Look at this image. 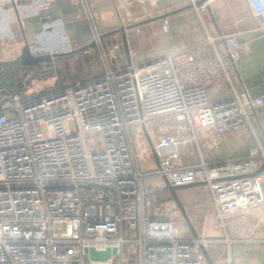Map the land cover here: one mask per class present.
Listing matches in <instances>:
<instances>
[{
  "label": "built area",
  "instance_id": "2783aa9c",
  "mask_svg": "<svg viewBox=\"0 0 264 264\" xmlns=\"http://www.w3.org/2000/svg\"><path fill=\"white\" fill-rule=\"evenodd\" d=\"M114 1L125 26L134 20L129 8L135 2L155 8L159 0ZM209 1L189 0L196 10ZM53 2L0 0V43L11 46L13 24L23 28L25 17ZM246 2L258 22L256 33L264 34V0ZM79 20L88 21L98 45L97 14L86 10ZM64 24L43 23L26 41L31 54L73 51ZM168 26L162 18V29ZM221 39V49L211 36L197 43L211 46L208 54L181 49L126 66L120 64L122 44L114 41L100 49L104 71L97 76L36 98L28 96L40 84L27 92L23 81V91L2 97L0 264H208L202 247L216 241L181 237L179 209L173 200L167 203L171 199L155 198L160 186L152 181H206L215 226L223 230L228 215L264 204V170L248 176L264 163L254 125L264 96H249L238 76L248 43L238 31ZM220 82L225 89L212 95L210 88ZM154 121L161 126L156 141L147 128ZM136 126L152 141L157 163L146 138L153 170L137 160L130 133ZM200 128L216 157L204 155ZM89 247L116 252L105 262L93 261L84 251Z\"/></svg>",
  "mask_w": 264,
  "mask_h": 264
},
{
  "label": "crops",
  "instance_id": "0c3cea01",
  "mask_svg": "<svg viewBox=\"0 0 264 264\" xmlns=\"http://www.w3.org/2000/svg\"><path fill=\"white\" fill-rule=\"evenodd\" d=\"M68 1L78 6V10L75 12V20L86 24L88 26L87 31L90 33V35L86 34L71 40L73 46L74 43L82 44L86 41L88 43L81 46H88L93 40L92 29H90L88 21L79 20L80 16L86 14V10L97 14L96 29L99 34L100 32L103 34L102 32L111 30L114 27H119L115 7L112 5L111 0ZM189 5H191L189 0H159L155 8L140 5L142 13L132 23L125 25L126 27L137 24L135 27L139 30L138 33L135 32L134 27L126 30L128 50L134 51L132 56L126 55L127 61L128 59L130 61L134 59V62L140 61L143 63L181 49L199 54H208L212 51L211 46H197L198 42L211 36L214 38L215 48L221 49L223 47L221 36L238 31L241 40L246 41L249 45V52L242 55L237 64L239 79L249 96H264V34L256 33L255 29L258 22L251 14L246 0H212L207 2L202 10H196L192 5L191 7ZM51 7L52 14L46 17L52 18L55 16L64 22V10L60 5V0H54ZM32 17L29 25L24 23L23 28L18 24H13L14 39L11 46L5 47L0 43V60L16 58L20 54L25 38L30 41L40 31L43 16L40 18V24L36 23ZM162 18H168L169 20L166 31L161 27ZM109 39H114L110 42L119 41L122 44L121 53L122 58L125 60L124 54L126 52L121 34H113ZM92 47L94 50V46ZM84 58L87 59L83 60V64L89 66V69L94 71L95 74H99L97 73V66L95 67L98 62L92 63L93 60H96V57L90 53L86 54ZM102 68L104 71V63ZM23 72L22 69V76ZM222 89H225V84L220 82L214 84L210 88V92L214 95ZM0 99L2 100V97ZM254 125L259 138L264 143V103L258 110ZM199 131L205 132L201 128ZM207 148L208 150L204 155L207 158L216 157V154L210 151V146H207ZM152 182L155 186H160L159 188L163 187L154 181ZM191 188H194L192 192H180L178 190L177 194L182 200L198 236L216 241L205 248L214 264H264V204L247 211L228 215L226 217V228L223 230L215 226L213 206L207 187L195 186ZM184 194H192L191 200L193 202L191 203L197 207L199 212L201 211L200 214L197 212L198 217H195V212L192 214L188 212L191 205L188 202L189 196ZM195 196L196 198H194ZM186 201L188 205H186ZM183 225L186 226V229L181 230ZM178 230L183 234H187V238H192L184 220L178 223ZM226 237L231 240L229 244L224 243Z\"/></svg>",
  "mask_w": 264,
  "mask_h": 264
},
{
  "label": "rangeland",
  "instance_id": "374dc122",
  "mask_svg": "<svg viewBox=\"0 0 264 264\" xmlns=\"http://www.w3.org/2000/svg\"><path fill=\"white\" fill-rule=\"evenodd\" d=\"M58 4H59V2H58ZM60 5L63 7V10H64V23H65L64 26H65V30H66L69 38L71 40H75L79 36H85L86 34L90 35V33L87 31L88 26H86V24H82L81 21L75 20V12L78 10V6L76 4H71L68 0H60ZM50 7L42 9L40 11L39 15H34L33 17L32 16L25 17L24 23L29 25V23L31 22V17H32V18H34L36 23L40 24V18L42 16L46 17L47 15L52 14V7L51 8ZM129 10H130L131 15L134 19L137 18L142 13L140 5L136 2L132 6H130ZM74 20H75V22H74ZM40 27H41V25H40ZM90 29H91V26H90ZM91 32H92V30H91ZM100 34H101V32H100ZM111 40H114V39L108 38L107 40H104V41L101 40V42H99L98 45L94 46V50L92 51L91 54L96 57V60H93L92 63L98 62V63H100V65L102 67L104 61L101 57L100 49H102V48L106 49L108 47V45L111 43L110 42ZM124 57H125V60H124V58H122L120 60V64L123 63V65H126L127 64L126 54H124ZM82 60H83L82 55L79 56V59H76L75 57H69V56L60 57V58L57 57L56 63H55V64H57V66H56L57 72L54 74H48L45 76L38 75V76L32 78L31 83H29L31 85L29 86V88L26 89V91L28 92V91L34 90L33 84L38 82L41 86L40 89H37V90L35 89L36 91L32 93V94L36 93L35 95H32V97H37L38 96L37 93H42L41 91L44 90L45 87L51 86V85H53V83L55 81H57V76H59V77L61 76V77L65 78L64 79L65 82H71L74 78L73 75H76L81 80H84V79L86 80V79H90L91 77H94L96 75L94 71L88 70L90 72L86 73V71H87L86 65L83 64ZM131 61H132V63H136V64L141 63L140 61L134 62V59L133 60L131 59ZM98 63H97V65H95V67L97 66V69L100 68ZM112 68H114V67H112ZM19 86H22V90L25 88V85H24V83H22V81L19 82ZM170 123H172V120H170ZM147 128H148V132L151 136V139L153 141H156L157 135L159 134V132H161V126L158 124L157 121H154V122L150 123L147 126ZM130 133H131L132 140H133L134 151H135V154L137 155V160H138L139 164L144 166V169H146V170H153L155 168V165L153 164V162H151L149 160V157L146 154L147 153V147H146L147 146V140H146L143 132L141 131V128L138 126H136L135 128L133 127L130 129ZM197 134L200 138V145H201L204 153L206 154V152L208 150V148L206 147L207 131L201 132L198 130ZM181 154L185 155V152L182 149H181ZM185 161H187V159ZM155 182H156V184L163 186V181L160 178H158ZM193 189L194 188H189V189L179 190V191L180 192L181 191L192 192ZM184 195L189 196L188 202L191 205V208L189 209V211L188 210L187 211L190 212L191 214L195 212V217L196 216L198 217L197 212H199V211H198L197 207L194 206L193 203H191V202H193V200H191L192 194H184ZM194 198H196V196ZM171 201L172 200H169L167 203H171ZM181 202H182V200H181ZM188 202L186 201V205H188ZM200 212H199V214H200ZM179 222H181V220H179L178 223ZM178 223H177V227H178ZM183 228L186 229V226L183 225L181 227V230ZM180 235L183 238L184 237L187 238V234H183V233H181V231H180ZM131 264H134V259H132Z\"/></svg>",
  "mask_w": 264,
  "mask_h": 264
},
{
  "label": "water",
  "instance_id": "95a60500",
  "mask_svg": "<svg viewBox=\"0 0 264 264\" xmlns=\"http://www.w3.org/2000/svg\"><path fill=\"white\" fill-rule=\"evenodd\" d=\"M111 2H112V5L115 7L119 27L116 30L109 32L108 34H100L99 40L101 41L107 35L120 33L124 50L126 52V55L128 56L129 50H128V44H127L126 30L130 29L132 27H135L137 24H132V25L125 27L124 24L122 23L119 11L115 5V1L111 0ZM189 6L191 7V5H189ZM54 19H57V17H55V16H53L52 18L42 17L41 23L43 24L46 21H52ZM26 41L27 40L25 38V42H24V45L21 47L20 54L16 58H14L12 60H0V86L10 87L19 81L23 82L24 78L19 76V70L21 67L26 66V67H32L35 69V66L38 63H46V62H49L52 59L57 58V57L60 58V57H65V56H71V55H74L78 51V50H74V51H71V52H68L65 54H54V55H49V54L33 55V54H31L30 49H29V45ZM95 45H96V42L94 40H92V42L88 46L92 47ZM88 46H85V47H88ZM150 61L151 60L146 61L145 63H150ZM127 62H128V64H130L131 63L130 59H128ZM8 73H12L10 77H7L9 79V81L5 80L6 78H3V76H2V75H7ZM14 76H15V78L12 79V77H14ZM144 133L146 135L149 146L151 148L153 158L157 163L158 159L155 155L152 141L149 138V136L147 135V132L145 131V129H144ZM263 170H264V163L254 173L248 174V176H253V175L259 174ZM163 182H164V185L162 188L166 189L169 192V199H171L175 202L177 208L179 209V211L182 215V218H183L185 224L187 225L188 229L191 232L192 238H194V239L199 238V236H198L197 232L195 231V229L192 225V222H191V220H190V218H189V216H188V214H187V212L183 206V203L181 202V199L179 198V196L177 194V191L181 190V189H188V188L195 187V186H205L207 184V182L206 181H200V182H193V183H189V184H185V185L175 186V185L170 184V182L168 181V179L166 177H163ZM83 187L87 188L88 186L84 185ZM84 251L88 254V257L90 260L105 262L113 254H115L116 248H109L108 247L105 250H96L94 247H89V248H85ZM202 252H203L204 256L208 259V264H214V262L210 259V256L204 247H202Z\"/></svg>",
  "mask_w": 264,
  "mask_h": 264
},
{
  "label": "trees",
  "instance_id": "16d2710c",
  "mask_svg": "<svg viewBox=\"0 0 264 264\" xmlns=\"http://www.w3.org/2000/svg\"><path fill=\"white\" fill-rule=\"evenodd\" d=\"M116 29H117V27H114L113 29L108 30V31H104L102 33L103 34H108L109 32H112V31H114ZM112 35H107L106 37H104L102 39V41L107 40ZM85 43H88V41H86V42H84L82 44H85ZM82 44L81 43H78V44L77 43H74L73 51L74 50H78V51L74 55H71L69 57H75L76 59H79V56L82 55L83 60L84 59H87V58H84L85 55H86L85 53H83V49H84V46L85 45L81 46ZM86 62L88 63V60ZM55 63H56V58H54L51 61L46 62V63H38L35 66V69L32 68V67H26V66L25 67H22V69L24 70V72H23V78L26 79L24 81L29 84V83H31V79L34 78V77H36V76H38V75L45 76V75H48V74H54V73H56L57 72V67H56L57 64H55ZM98 65L100 66V68L97 69V73L100 74V73L103 72V68L101 67L100 63H98ZM89 68H90L89 66H86V69H87L86 73H89L90 72V71H88V70H90ZM97 75L98 74H96L95 76H97ZM60 77L57 76V81H55L53 83V85L48 86V87H45L44 90L41 91L42 93H37L38 94L37 97L42 96V95H45V94H48L50 92L57 91V90H63L65 88L71 86L72 84H74L76 81L81 80L76 75H73L74 78H73V80L71 82H65L64 81L65 78H63V77L60 78ZM29 85H31V84H29ZM21 91H23V90H22V86H19V83L17 85H15L14 87H10V88L4 87V86H0V97H6V96H9L11 94L18 93V92H21ZM35 94L29 95V98H32V95H35ZM0 101H2V100L0 99ZM153 195L155 196V198L159 202L162 201V200H164V199H169V192L166 189H164V188H156L153 191Z\"/></svg>",
  "mask_w": 264,
  "mask_h": 264
},
{
  "label": "flooded vegetation",
  "instance_id": "af4514ba",
  "mask_svg": "<svg viewBox=\"0 0 264 264\" xmlns=\"http://www.w3.org/2000/svg\"><path fill=\"white\" fill-rule=\"evenodd\" d=\"M11 74H12V73H8L7 75H2V76H3V78H6L5 80L9 81V79H8L7 77H10ZM19 76H20V77H23V76H22V67H21L20 70H19ZM13 78H15V76L12 77V79H13ZM19 82H20V81H19ZM19 82H17L16 84H14L13 86H10V87H14V86L17 85ZM4 87H6V86H4ZM10 87H7V88H10Z\"/></svg>",
  "mask_w": 264,
  "mask_h": 264
}]
</instances>
